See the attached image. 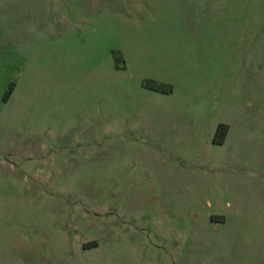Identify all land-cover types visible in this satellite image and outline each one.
Returning <instances> with one entry per match:
<instances>
[{"label":"rangeland","instance_id":"obj_1","mask_svg":"<svg viewBox=\"0 0 264 264\" xmlns=\"http://www.w3.org/2000/svg\"><path fill=\"white\" fill-rule=\"evenodd\" d=\"M0 264H264V0H0Z\"/></svg>","mask_w":264,"mask_h":264},{"label":"trees","instance_id":"obj_2","mask_svg":"<svg viewBox=\"0 0 264 264\" xmlns=\"http://www.w3.org/2000/svg\"><path fill=\"white\" fill-rule=\"evenodd\" d=\"M220 129H223V127H222V128H220ZM224 131H226V129H224Z\"/></svg>","mask_w":264,"mask_h":264}]
</instances>
